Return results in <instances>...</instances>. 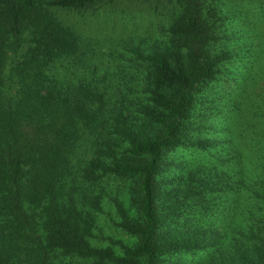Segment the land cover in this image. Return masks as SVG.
Instances as JSON below:
<instances>
[{
	"label": "trees",
	"instance_id": "obj_1",
	"mask_svg": "<svg viewBox=\"0 0 264 264\" xmlns=\"http://www.w3.org/2000/svg\"><path fill=\"white\" fill-rule=\"evenodd\" d=\"M119 1L170 12L91 70L64 13ZM74 259L264 264V0H0V264Z\"/></svg>",
	"mask_w": 264,
	"mask_h": 264
},
{
	"label": "rangeland",
	"instance_id": "obj_2",
	"mask_svg": "<svg viewBox=\"0 0 264 264\" xmlns=\"http://www.w3.org/2000/svg\"><path fill=\"white\" fill-rule=\"evenodd\" d=\"M95 10H90L86 13L66 11L64 15L68 21L78 27V30L85 32V35H82L84 38H88L85 39L88 40L91 46L88 47L87 57L85 59L88 61L91 70L93 66L97 65L100 71H112L116 69V64L119 60L109 56L108 51L115 50L118 42H122L123 44L128 37H145L151 39V36L159 30L156 28L159 19L165 18L166 14L170 12L169 7L165 5H159L155 8L150 3L140 1H119L110 5H101L95 8ZM114 56L117 57V55ZM78 65L81 64L79 63ZM89 72L91 74L93 73L90 70ZM98 77L101 76L98 75ZM222 85L229 89L234 86V83L224 80L222 81ZM121 203L123 207L130 204L128 195H124ZM115 213L116 210L109 206L105 208L104 212L99 213L98 219L101 226L99 234L102 236L101 241L107 244H115L118 249L126 244L132 246L134 239L129 238L112 226L110 217L114 216ZM96 230L94 233H96ZM109 237L111 238L109 239ZM98 239L95 238L94 241ZM169 259L165 261V264H172ZM77 260L74 259L75 264H90L88 262L77 263Z\"/></svg>",
	"mask_w": 264,
	"mask_h": 264
}]
</instances>
